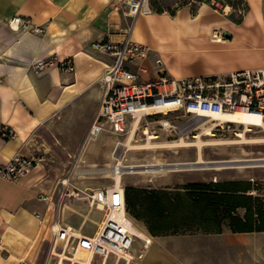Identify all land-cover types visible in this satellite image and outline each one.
Returning <instances> with one entry per match:
<instances>
[{
  "label": "crops",
  "instance_id": "crops-1",
  "mask_svg": "<svg viewBox=\"0 0 264 264\" xmlns=\"http://www.w3.org/2000/svg\"><path fill=\"white\" fill-rule=\"evenodd\" d=\"M178 1L158 0L165 11L139 13L130 21L123 10H113L117 0H0V133L4 127L14 132L8 140L0 136V167L33 151L42 160L16 182L0 178V264L55 260L48 230L54 212L40 197L57 202L55 188L68 172H75L71 184L81 191L108 187H92L76 175L81 169L95 174L99 171L92 169L109 159L107 149L99 158L79 152L97 110L98 80L112 65L108 54L92 48L94 43L120 42L128 34L147 47L148 58L138 68L129 67L141 82L155 79L157 60L178 80L264 68V0H240L241 13L240 6L224 0L225 14L207 5L178 6ZM11 17L25 19L28 27L11 30ZM38 61L44 64L40 70ZM66 61L72 72L61 65ZM83 104L90 107L83 132L71 140L66 125ZM155 117L170 120L175 114ZM49 124L62 131L63 145ZM55 207L57 223L85 236L93 235L102 219L83 200L62 197ZM261 234L232 233L223 226L218 233L156 237L136 264H264Z\"/></svg>",
  "mask_w": 264,
  "mask_h": 264
},
{
  "label": "built area",
  "instance_id": "built-area-1",
  "mask_svg": "<svg viewBox=\"0 0 264 264\" xmlns=\"http://www.w3.org/2000/svg\"><path fill=\"white\" fill-rule=\"evenodd\" d=\"M223 2L224 0H179L178 6L186 5L194 9L207 5L225 14L227 8ZM240 8L239 13L243 4H240ZM113 10H123V14L130 21L134 20L139 13L151 14L165 11L158 0H117ZM7 24L13 31L28 27V22L19 17H11ZM32 30L36 33L41 32L39 28ZM92 48L108 54L112 58V65L98 80V106L88 131V139L95 138L101 132L122 137L129 128L131 130L138 128L142 119L147 120L157 115L170 113H178L179 115H175L174 118H182L183 124L179 127L169 125L168 128L174 131L181 129L179 132L185 138L192 131L209 125L204 122V119L208 120L216 115L240 112L258 117L264 123V68L237 71L221 76L178 80L168 75L157 60L154 69L155 79L150 82H141L138 74L132 73L129 67L138 68V64L148 58L150 51L147 47L132 42L127 34L120 42H98L94 43ZM61 65L66 72H72L70 62H62ZM35 66L40 70L44 64L38 61ZM166 121L169 122V120ZM154 122L162 126L161 121ZM232 125L234 124L225 122L223 125L210 127V131L221 132L224 127L229 129ZM248 125L251 129L258 128L252 124ZM0 136L8 140L14 137V132L4 127ZM41 165L42 160L36 151L29 156L17 154L7 165L0 167V178L16 182L34 167ZM74 173L70 171L58 181L55 188L58 195L57 202L46 195L40 197L46 202L49 210L54 212L53 222L49 224L48 230L50 254L55 258V264L63 262L92 264L95 257L102 260L101 264L109 257H113L115 263L122 261L128 264L137 251L132 249L135 241L140 243L137 255L139 260L141 251L152 244L153 237L136 229V223L126 211L124 188H122L121 201L113 193L115 184L102 189L81 191L71 184ZM68 188H72V194L67 193ZM62 197L83 200L89 209L102 213V219L93 235L85 236L69 226L57 223L55 206ZM35 217L45 220L44 215L36 214ZM78 252L88 256L87 262L75 259ZM18 264L26 263L20 261Z\"/></svg>",
  "mask_w": 264,
  "mask_h": 264
},
{
  "label": "rangeland",
  "instance_id": "rangeland-1",
  "mask_svg": "<svg viewBox=\"0 0 264 264\" xmlns=\"http://www.w3.org/2000/svg\"><path fill=\"white\" fill-rule=\"evenodd\" d=\"M233 6H240V0H228ZM90 107L83 104L74 118L67 122L68 138L77 139L83 132L84 122L87 119ZM175 115H179L178 113ZM147 121V122H145ZM154 121H166L160 117L148 118L141 120L138 128L128 129L127 133L122 137L112 136L109 133L102 132L94 140L84 138L81 142L79 152H86L87 156L102 157L106 149L109 153L108 165H116L121 161L122 166L148 165L150 163H163L167 165L175 164H191L196 163L199 159L204 163H222L229 162L233 166L214 168H192L181 170H166L154 174L144 175H122L121 187H133L145 190H162L175 189L183 194V185L190 183H222V182H250L249 191L246 193L252 199V210H264V128H252L250 132L244 133L245 139L238 137L244 128L242 125H232L229 129L224 127L223 131H211L213 136H204L206 127L194 130L187 138L182 137L180 130L172 128H164ZM167 122V121H166ZM169 125L179 127L183 124V119H170ZM51 131L63 145V133L57 127V124H49ZM208 127V128H209ZM207 129V128H206ZM144 131V133H143ZM133 133V134H132ZM200 137L204 143L198 148L197 141ZM131 137V138H130ZM153 137V138H149ZM44 139V138H43ZM182 139V142H181ZM214 142L216 144H212ZM78 143L74 141V146ZM124 144L128 146L124 147ZM85 147V150L83 147ZM77 147V146H75ZM70 151V150H69ZM73 153L77 149L71 150ZM83 152V153H84ZM219 165V164H217ZM245 165V166H238ZM83 166V164H81ZM216 166V165H215ZM103 167L100 164L92 170L99 171L95 174H83V169L76 172V175H83L85 182L92 187L112 186L115 182L111 178H101ZM167 166L166 168H170ZM173 167V166H172ZM166 185H171L166 187ZM242 209H238V215L243 214ZM95 215H92L94 218ZM77 219V218H75ZM78 220V219H77ZM134 220V219H133ZM135 227L142 233H149L143 222L134 220ZM91 225L87 224L86 229ZM209 230L204 229L197 221H187L185 225L179 226L176 230H169L158 234L156 237H165L172 235H186L207 233ZM151 235V234H150ZM258 242L264 246V234L257 237ZM140 243L135 241L133 244V259L128 264H136L139 254ZM102 260L98 257L93 258L92 264H101ZM49 264H55V260H51ZM63 264H66L64 262ZM106 264H125L122 261L115 263L113 257L106 260Z\"/></svg>",
  "mask_w": 264,
  "mask_h": 264
},
{
  "label": "trees",
  "instance_id": "trees-1",
  "mask_svg": "<svg viewBox=\"0 0 264 264\" xmlns=\"http://www.w3.org/2000/svg\"><path fill=\"white\" fill-rule=\"evenodd\" d=\"M250 182L190 183L182 191L124 188L128 215L143 222L151 236L176 230L195 220L207 233H218L223 226L232 233L264 232V210H252L246 195ZM242 209L240 217L236 211ZM149 234V235H150Z\"/></svg>",
  "mask_w": 264,
  "mask_h": 264
},
{
  "label": "bare ground",
  "instance_id": "bare-ground-1",
  "mask_svg": "<svg viewBox=\"0 0 264 264\" xmlns=\"http://www.w3.org/2000/svg\"><path fill=\"white\" fill-rule=\"evenodd\" d=\"M160 110V109H159ZM158 110V111H159ZM204 122H207V124L210 125V127L215 125H223L225 122H229L236 125H242L244 130L242 133H239L237 136L245 139V134L247 132L251 131V128L248 124H252L254 126H258V128H264V123H262L258 117L249 116L240 112H236L234 114H228V115H216L213 116L210 119H204ZM161 124L164 128H168L169 124L166 121H161ZM209 127V126H208ZM205 129L204 136L212 137L213 134L210 131V127ZM201 129V128H200ZM133 134V133H132ZM131 138V137H130ZM150 139L153 137H149ZM198 141L197 145L198 148L202 146L204 143L200 139L199 136H197ZM182 142V139H181ZM183 143V142H182ZM212 144H216L214 142H211ZM124 147L128 146V144H124ZM264 161V159H261ZM229 162H235V161H229ZM229 162H222V163H204L202 160H198L196 163H193V165L189 164H175V165H165L163 163H150L148 165H133V166H122L121 161H119L116 165H106L107 167H103V170L101 171L102 176L101 178H111L115 182V190L114 194L115 196H118L119 200L121 201L122 196V187L120 184L122 183V175H144L149 174L153 176L156 173L163 172L166 170H181V169H192V168H214L219 169L221 167H229L233 166ZM219 164V165H217ZM216 165V166H215ZM167 166H171L170 168H166ZM173 166V167H172ZM238 166H245V165H238ZM75 259L86 261L88 259V256L85 253L78 252L75 255Z\"/></svg>",
  "mask_w": 264,
  "mask_h": 264
}]
</instances>
